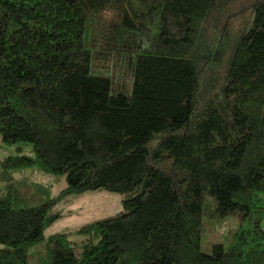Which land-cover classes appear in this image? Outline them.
Segmentation results:
<instances>
[{
	"label": "trees",
	"instance_id": "obj_1",
	"mask_svg": "<svg viewBox=\"0 0 264 264\" xmlns=\"http://www.w3.org/2000/svg\"><path fill=\"white\" fill-rule=\"evenodd\" d=\"M236 2L0 0V140L34 153L0 179L67 184H8L0 264H264V0ZM91 192L122 210L47 240Z\"/></svg>",
	"mask_w": 264,
	"mask_h": 264
},
{
	"label": "rangeland",
	"instance_id": "obj_2",
	"mask_svg": "<svg viewBox=\"0 0 264 264\" xmlns=\"http://www.w3.org/2000/svg\"><path fill=\"white\" fill-rule=\"evenodd\" d=\"M255 1L258 0H237L236 4L240 7H246ZM19 148H21V151L17 150ZM20 154L34 157L33 150L30 147H6L2 145L0 140V165L6 158ZM12 178L13 180L9 183L19 184L21 191L27 192V194H39L42 198L46 197V199L57 198L67 185L64 178L44 174L37 168L22 170L13 174ZM9 183L0 179V194L5 191ZM55 210L60 216L46 230L45 237L47 240L52 236L78 229L88 223L119 213L122 210V197L108 192H91L70 201L59 202L55 204ZM204 216L208 220H212L209 205L205 206ZM217 231L222 232L223 230ZM214 235L215 232L210 236V241H213ZM204 238L207 239V236H204ZM204 238L202 248L204 251H210L211 244H208ZM32 252L33 250H31L30 255H32Z\"/></svg>",
	"mask_w": 264,
	"mask_h": 264
}]
</instances>
